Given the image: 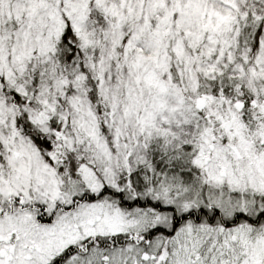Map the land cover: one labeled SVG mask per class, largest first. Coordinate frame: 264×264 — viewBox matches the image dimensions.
Returning <instances> with one entry per match:
<instances>
[{
    "label": "snow or ice",
    "instance_id": "obj_1",
    "mask_svg": "<svg viewBox=\"0 0 264 264\" xmlns=\"http://www.w3.org/2000/svg\"><path fill=\"white\" fill-rule=\"evenodd\" d=\"M0 264H264V0H0Z\"/></svg>",
    "mask_w": 264,
    "mask_h": 264
}]
</instances>
